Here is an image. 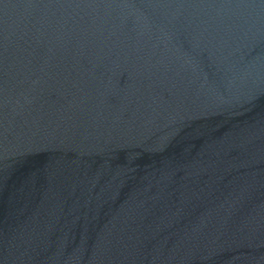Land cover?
Returning <instances> with one entry per match:
<instances>
[{
  "label": "water",
  "instance_id": "obj_1",
  "mask_svg": "<svg viewBox=\"0 0 264 264\" xmlns=\"http://www.w3.org/2000/svg\"><path fill=\"white\" fill-rule=\"evenodd\" d=\"M0 264H264V0H0Z\"/></svg>",
  "mask_w": 264,
  "mask_h": 264
}]
</instances>
